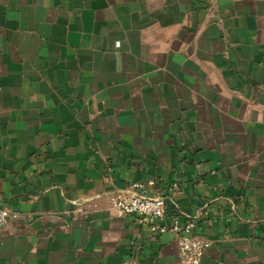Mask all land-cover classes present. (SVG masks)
<instances>
[{
    "label": "crops",
    "instance_id": "0c3cea01",
    "mask_svg": "<svg viewBox=\"0 0 264 264\" xmlns=\"http://www.w3.org/2000/svg\"><path fill=\"white\" fill-rule=\"evenodd\" d=\"M150 179L201 264H264V0H0V264H178L110 208Z\"/></svg>",
    "mask_w": 264,
    "mask_h": 264
},
{
    "label": "built area",
    "instance_id": "2783aa9c",
    "mask_svg": "<svg viewBox=\"0 0 264 264\" xmlns=\"http://www.w3.org/2000/svg\"><path fill=\"white\" fill-rule=\"evenodd\" d=\"M156 185V180L147 182L135 181L131 183L130 191L124 194H112L110 208L118 216L134 215L146 220H155L153 229L157 232L171 231L177 237L179 246L178 264H201L202 256L209 245L194 233L193 220L184 223L174 218L172 223L164 221L167 215L165 196L162 193L151 194L150 188ZM177 185L174 184L172 193ZM11 218V211L7 206L0 205V228L4 227Z\"/></svg>",
    "mask_w": 264,
    "mask_h": 264
}]
</instances>
